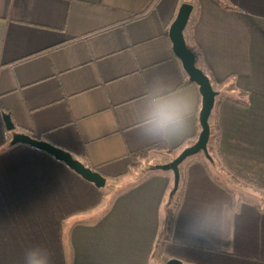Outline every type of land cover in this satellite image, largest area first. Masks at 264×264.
Masks as SVG:
<instances>
[{"label": "crops", "instance_id": "obj_1", "mask_svg": "<svg viewBox=\"0 0 264 264\" xmlns=\"http://www.w3.org/2000/svg\"><path fill=\"white\" fill-rule=\"evenodd\" d=\"M152 1L0 0V264H27L31 251L46 264H264L263 198L229 188L200 153L180 166L169 204L173 172L149 169L201 132L199 87L169 36L190 3L186 42L224 97L221 165L241 186L264 189V0H228L237 10L216 0ZM170 103L182 107L183 128L152 132ZM7 113L16 132L68 151L105 187L11 145ZM145 149L148 158L135 159Z\"/></svg>", "mask_w": 264, "mask_h": 264}, {"label": "water", "instance_id": "obj_2", "mask_svg": "<svg viewBox=\"0 0 264 264\" xmlns=\"http://www.w3.org/2000/svg\"><path fill=\"white\" fill-rule=\"evenodd\" d=\"M193 11V5L184 3L181 5L177 17L171 25L169 36L172 42V49L175 56L181 61L183 69L189 76V80L199 87L202 98V107L199 115L201 132L197 141L186 147L171 162L162 165L150 166V170L172 171L174 174V186L170 193L173 196L180 184V166L188 159L200 153L211 161L212 158L208 151V144L211 137L210 117L215 106L218 92L213 88L207 74L197 66L196 55L188 47L185 38V29L190 20ZM3 119L6 129L12 133L11 145L26 144L36 150L42 151L58 162L65 164L69 169L82 177L85 181L93 184L96 188H103L106 185V179L103 175L85 165L76 159L71 153L63 148L57 147L48 141L34 138L26 133L16 132V124L13 122L10 114H4ZM165 264H183L177 259L168 260Z\"/></svg>", "mask_w": 264, "mask_h": 264}, {"label": "trees", "instance_id": "obj_3", "mask_svg": "<svg viewBox=\"0 0 264 264\" xmlns=\"http://www.w3.org/2000/svg\"><path fill=\"white\" fill-rule=\"evenodd\" d=\"M154 1L155 0L152 1L151 5L154 3ZM216 1L218 3H220L225 9H228V10H237V7L234 4H232L230 1H228V0H216ZM149 7H150V5H149ZM149 7L147 9H149ZM143 13H141L139 15H142ZM191 44H192V42H191ZM187 45L194 52V50L192 49V47L189 46V44H187ZM195 55H196V63H197V66L200 69H202L205 74H207V76L209 77V79L211 81V84L213 86L212 76H211L210 73L207 72L208 70L202 64V57L199 58L198 54H196V53H195ZM222 98H224V97L221 96L219 94V92H218V96L216 98L215 106H214V109H213L212 115H211V116L214 117L215 123L213 124V126H211V137H210V141H209V144H208V151H209V154H210L212 160H211V162H209V161H207L205 159V161L208 162V163H212V164H215L216 161H219L221 164L225 165L224 164V161L222 160V158L220 156V148H219V143H220V130H219L218 122H217V118H218V106H219V103H220V101H221ZM194 143L195 142H192V143H190V145H193ZM134 157H135V159H137L139 161L140 160H145V159L148 158V150L145 149V150H142L141 152L135 153L134 154ZM191 159H189V160H191ZM238 179H239V181L242 180L240 178H238ZM244 182H245L246 185H248V186H250V187H252L254 189H257V190H260V191H264L263 188H259V187L253 185L251 182H249L247 180H244ZM229 192H231L233 196H236V197H238V196L240 197L241 196V193H239V192H237L236 194L234 192H232V191H229ZM175 195H176V193L173 196H170L169 197V201H168L169 204H173ZM245 200H247V199H245Z\"/></svg>", "mask_w": 264, "mask_h": 264}, {"label": "clouds", "instance_id": "obj_4", "mask_svg": "<svg viewBox=\"0 0 264 264\" xmlns=\"http://www.w3.org/2000/svg\"><path fill=\"white\" fill-rule=\"evenodd\" d=\"M151 131L156 134L168 135L181 131L184 125V111L177 103L162 105L151 122ZM27 264H46L44 257L37 251L26 256Z\"/></svg>", "mask_w": 264, "mask_h": 264}, {"label": "rangeland", "instance_id": "obj_5", "mask_svg": "<svg viewBox=\"0 0 264 264\" xmlns=\"http://www.w3.org/2000/svg\"><path fill=\"white\" fill-rule=\"evenodd\" d=\"M214 165L217 168V170L216 169L214 170L215 172L214 174L216 178H218V180L225 183L229 188H233V190L235 188L234 191L239 190L241 192H242V188L245 189L244 195H245V198H248V199H253V200H257L256 198L264 199V191L254 189L246 184H245V187L241 186V184H239L235 179L231 177V175L227 173V171L222 167L219 161H216Z\"/></svg>", "mask_w": 264, "mask_h": 264}]
</instances>
